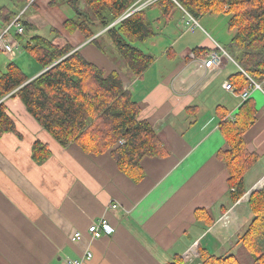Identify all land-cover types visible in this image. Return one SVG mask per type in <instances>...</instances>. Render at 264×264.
I'll use <instances>...</instances> for the list:
<instances>
[{
	"label": "crops",
	"instance_id": "0c3cea01",
	"mask_svg": "<svg viewBox=\"0 0 264 264\" xmlns=\"http://www.w3.org/2000/svg\"><path fill=\"white\" fill-rule=\"evenodd\" d=\"M147 1L133 0L130 10L144 9L154 31V36L138 44L154 59L139 77L118 70L90 40L65 30V21L74 16L71 0H5L0 5L15 14L25 10L24 35L13 33L20 49L46 30L47 37H53L54 30L59 35L56 42L69 44L106 73L117 72L124 90L140 105L139 118L150 124L167 152L165 157L142 159L144 177L134 183L109 154L88 155L77 145L61 147L30 118L17 98H6L16 134L0 137V264H171L194 246L210 255L223 254L251 219L242 209L235 227H230L234 229L231 235L224 228L216 230L242 200L231 203L228 173L217 155L226 147L219 129L222 115L233 121L241 101L235 92L223 90L238 67L224 58L221 68L207 71L202 61L214 42L222 47L231 41L234 33L228 28L229 18L204 15L197 19L199 28L190 33L186 15L177 4L165 18L160 8L152 6L158 0ZM79 6L83 8V3ZM224 19L227 32L217 26ZM95 31L99 42L107 37L104 30ZM25 57L24 51L18 53L14 63L32 78L40 68ZM0 58L4 72L11 61L1 52ZM250 99L256 121L243 139L248 152L258 157L252 171L264 161V90L252 92ZM36 140L51 152L41 165L31 159ZM249 171L244 176L245 189L246 182L251 185L260 175L250 176ZM263 178L264 174L247 192ZM112 205L116 209L110 210ZM197 210L208 212L214 220L211 227L196 219ZM244 213L249 214L245 224ZM102 216L108 218L114 233L92 240L86 230ZM76 232L82 238L72 242ZM88 252L92 257L86 261Z\"/></svg>",
	"mask_w": 264,
	"mask_h": 264
},
{
	"label": "trees",
	"instance_id": "16d2710c",
	"mask_svg": "<svg viewBox=\"0 0 264 264\" xmlns=\"http://www.w3.org/2000/svg\"><path fill=\"white\" fill-rule=\"evenodd\" d=\"M133 4V0H71L74 16L65 21L64 28L68 33L81 34L98 49L100 36L94 37L95 28L104 30L129 72L139 77L154 59L138 44L154 36V31L144 9L130 13ZM176 4L194 19L228 16V28L234 35L223 49L240 70L226 82L234 86L236 95L248 87L247 78L257 84L264 82V0H158L152 6L160 8L168 18ZM15 15L9 8L0 7V27L7 26ZM52 34L51 38L34 36L22 46L40 68L36 76L28 77L14 61L0 74V137L16 134L14 118L7 112L4 100L17 98L30 118L61 147L77 145L88 155L109 154L123 175L134 183L140 182L144 177L141 160L165 157L167 152L150 124L139 118V103L124 90L117 72L106 73L87 62L69 44L56 42L59 35L54 30ZM225 116L219 129L226 147L217 155L227 170L234 204L247 192L244 176L258 161L256 154L248 152L243 139L256 121L254 101L249 98L241 102L233 121ZM50 155L48 145L33 142L31 159L36 165L46 162ZM255 189L248 200L243 197L217 225H224L230 232L242 209L251 214L232 246L221 255H210L198 248L196 262L264 264V178ZM195 217L208 228L214 223L205 210L195 211ZM182 260L176 256L171 264H183Z\"/></svg>",
	"mask_w": 264,
	"mask_h": 264
},
{
	"label": "built area",
	"instance_id": "2783aa9c",
	"mask_svg": "<svg viewBox=\"0 0 264 264\" xmlns=\"http://www.w3.org/2000/svg\"><path fill=\"white\" fill-rule=\"evenodd\" d=\"M150 2H152V0H148L146 4ZM24 12L25 10H22L21 12L17 13L15 17L12 19V21L7 26L2 28V30L0 31V52L4 54L6 58L10 61H14V59L18 55L16 54V51L19 48V45L17 44L13 36V33L16 37L24 35L25 30L22 21V16ZM184 14L186 15L187 18V23H186L187 30L190 33H193L197 28H199L197 19H194L186 12H184ZM224 58H227L230 62L236 65L235 62L225 52L223 47H221L218 43L214 42L213 49L203 57V61H202L203 68L206 69L207 71L221 68V62L222 59ZM247 79L249 80L248 87L244 89L238 96L241 102L247 101L250 98L252 92L262 90V86L260 84L255 83L249 78ZM223 90L225 92L232 93L235 91V88L232 84H228L227 82H225L223 84ZM114 209H116L115 205L110 206V210H114ZM86 231L88 235L92 238V240H97L104 236H110L114 233L113 227L111 226L108 218L105 216H102L99 219L93 221L88 226ZM81 238H82V234L80 232H76L71 237V241L78 242ZM194 249L195 246L191 250H188L186 254L183 256V259L188 262H191L192 258L195 260V254L191 255L192 253H194ZM91 257H92L91 253L88 252L84 257V260L88 261L91 259ZM80 263H81L80 261H70L67 264H80Z\"/></svg>",
	"mask_w": 264,
	"mask_h": 264
},
{
	"label": "rangeland",
	"instance_id": "374dc122",
	"mask_svg": "<svg viewBox=\"0 0 264 264\" xmlns=\"http://www.w3.org/2000/svg\"><path fill=\"white\" fill-rule=\"evenodd\" d=\"M5 0H1L0 1V5L4 2ZM223 16H226V18L228 19V16L227 15H222L220 18H222ZM225 20V19H224ZM227 23H226V20H225V22H223V23H221V24H219V23H217V26L218 27H220L221 28V30L223 29V32H224V30H225V32H227L226 31V29H227V25H226ZM206 30H207V32L209 33L208 35L209 36H211V37H213V35L210 33V31L206 28ZM28 31L29 30H27L26 31V34L28 33ZM230 33L233 35V33H234V31L233 30H230ZM38 35H41L42 37H45V38H48L47 37V30L46 31H44V32H42V33H40V34H38ZM25 40V39H24ZM26 41V40H25ZM23 44V43H22ZM99 51H101V53L110 61V63L115 67V68H118V70H121L122 72H124V71H128V69H127V67H126V65L123 63V61H122V59H121V57H120V55H119V53H118V51L116 50V48L114 47V45H112V43L109 41V39L107 38V37H103L102 39H100V42H99ZM222 47L224 48L225 47V45H222ZM24 50H23V47H22V49H20V46H19V48L17 49V51H16V54H18V53H22ZM27 56V55H26ZM25 58H29V57H25ZM0 61H2V59L0 58ZM30 63L31 64H34L35 62L32 60V59H30ZM3 70L2 69H0V73H3L2 72ZM261 86H262V89L264 90V82H262L261 84H260ZM263 166H264V161H262L261 160V162L259 161L258 162V164L253 168V170L251 171V175L250 176H255L256 174H258V173H260V175L259 176H256L255 178H254V180H252L253 182L251 183V185L257 180V179H259L260 177H262V175L264 174V170H263ZM249 171V172H250ZM260 184V182L256 185V186H258ZM249 183H245V187H246V189L247 188H249L250 186H251ZM246 210H244V212H245ZM245 214H247V213H244V215ZM251 215V214H250ZM249 218V214L248 215H245L244 217H243V220L242 221H244V224H245V222L247 221V219ZM235 227V226H234ZM223 228H224V225H220V226H217L216 227V230L217 231H221V230H223ZM225 229V228H224ZM244 229V228H243ZM229 230L230 229H226L225 230V232H226V234H232L233 233V231H234V229H231V231L229 232ZM241 232V231H240ZM235 241V237L233 238V240H232V244H233V242ZM198 248H200L199 246L198 247H196L195 249H194V253H192L191 255H194L195 253H197L198 252ZM183 259V258H182ZM183 261V264H200V262H196V259L194 260L193 258L191 259V262H188V261H186V260H182Z\"/></svg>",
	"mask_w": 264,
	"mask_h": 264
},
{
	"label": "water",
	"instance_id": "95a60500",
	"mask_svg": "<svg viewBox=\"0 0 264 264\" xmlns=\"http://www.w3.org/2000/svg\"><path fill=\"white\" fill-rule=\"evenodd\" d=\"M253 191H256L255 186L253 187V189H252L251 191L247 192L243 197H246L247 200H248V198H249L251 192H253ZM243 197H242V198H243Z\"/></svg>",
	"mask_w": 264,
	"mask_h": 264
}]
</instances>
